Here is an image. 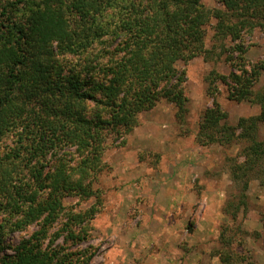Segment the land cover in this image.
<instances>
[{
	"label": "trees",
	"instance_id": "1",
	"mask_svg": "<svg viewBox=\"0 0 264 264\" xmlns=\"http://www.w3.org/2000/svg\"><path fill=\"white\" fill-rule=\"evenodd\" d=\"M218 1L223 10L205 8L199 0H0V140L16 129L19 144L26 142L30 155L24 165L28 182L11 190L7 186L5 193L18 218L11 224L14 229L39 226L8 254L9 247L2 245L5 226L0 224V264H89L95 251L73 252L71 247L85 240L79 225L96 211L90 207L82 213L66 212L60 228L50 233L64 212L63 200L94 195L84 175L96 168L109 132L127 135L136 115L160 99L173 104L183 118L189 99L182 89L184 72L176 69V62L219 58L230 51L224 47L227 39L240 42L229 52L230 72L224 76L211 71L208 87L219 81L227 87L229 100L256 104L260 114L230 127L227 113L214 104L203 113L198 135L203 144L244 139L243 190L248 172H264V143L247 132L264 122V85L254 90L264 60L246 66L241 36L257 26L264 30V0ZM211 19L215 43L207 50ZM90 47L91 54L86 52ZM69 55L84 56L80 69L63 70L57 58ZM52 101L63 102V109ZM87 102H94L91 114L80 116V105ZM238 128L244 131L235 137ZM64 148L75 149V164L67 165ZM50 152L56 157L52 170L32 167L40 154ZM226 232L222 229L219 237L228 243ZM217 255L227 264L228 257Z\"/></svg>",
	"mask_w": 264,
	"mask_h": 264
},
{
	"label": "rangeland",
	"instance_id": "2",
	"mask_svg": "<svg viewBox=\"0 0 264 264\" xmlns=\"http://www.w3.org/2000/svg\"><path fill=\"white\" fill-rule=\"evenodd\" d=\"M199 2L205 8L223 10L218 0H199ZM214 24L215 20L211 19L210 26L206 27L205 49L207 50L215 43L211 41ZM241 36L246 66L264 60V30L257 26L251 34L248 30H243ZM239 43V41L231 43L227 39L224 41V47L231 53L234 46ZM218 46L219 43L214 46L215 53L219 52ZM93 49L90 47L86 52L91 54ZM229 52H224L219 58L215 56L203 59L200 56L187 63L176 62V69L184 72L185 82L182 89L189 99L183 118L178 117L173 104L160 99L153 107L136 115V122L127 135L122 134L117 137L109 132L104 137L105 142L100 146L102 149H99L100 160L96 168L84 175V183L90 182L94 195L85 200L75 197L65 198L64 212L60 214L50 233L60 228L65 219L64 213H82L94 207L96 212L93 218L79 225V230L86 232L85 240L71 247L73 252L95 251L89 264L177 262L179 252L174 253V246H181L185 236L189 234L194 237V241H197L195 239L197 235L200 236L205 232V229L200 228L203 224L201 218L198 214L195 216L202 208L200 204L184 207L185 212H192L188 214L191 215L189 220L182 221L178 217V221L175 222L174 217H166L167 213H177V206L164 205V202L161 203L162 199L158 202L155 200L160 193L159 186L171 182L176 177L171 172L174 163L171 155L174 153L172 151L179 150V147L180 180L190 181L200 199L201 193L208 194V206H204L208 214L213 215V211H220L222 215H219L221 218H218L219 220L214 224L213 232L208 228V233L210 235L214 233L215 236L208 237L206 242L205 240L196 242V246L193 247L195 253L190 255L193 262L201 255L202 258L197 260L198 264H213L214 257L219 264H223L217 255L221 254L223 258L228 257L227 264H264V185L261 186L259 181L262 175L264 177V172H248L247 188L243 190L245 187L242 178L245 161L243 149L248 145L244 139L233 138L224 145L203 144L204 138L198 135L203 113L207 109H212L214 104L222 112L227 113L226 124L230 127H235L239 119L260 114V107L256 104L229 100L227 87L219 81L208 87L206 78L211 71L216 75L229 74L231 68L228 61L232 55ZM233 53L234 57H238L236 52ZM57 59L63 65V70L68 72L73 68L80 69L84 56L69 55ZM263 85L264 73L254 86V90ZM50 103L58 109H63L61 101ZM93 106L94 102L80 105L78 114L89 117ZM243 131L244 129L240 128L235 130V137ZM247 132L250 135L255 134L256 140L264 143V122L254 128L248 127ZM18 133L13 129L0 140V203L2 205L0 224L5 226L2 245L9 247L8 254H13L10 247H15L39 228L36 223L20 230L12 226L18 218L13 215L14 210L7 203L5 191L7 186L10 190L12 187H22L25 181L28 182L30 175L28 169L24 167L30 155L26 154L28 152L25 148L26 142L19 144ZM12 150L17 153L16 156L11 153ZM62 151L67 153L64 159L67 160V165L75 164L74 160H77L75 149L64 148ZM35 160L32 162V167L35 165L44 171L52 170L56 163V157L52 152L40 154ZM189 164L194 168H188ZM200 164L204 166L203 169H200L202 167ZM182 217H185V214ZM213 217L216 218L218 215L214 214ZM197 225L200 226L195 229ZM179 227L185 231V236L175 232L174 229ZM74 228L77 229L75 226ZM225 228L227 230L225 237H230L231 241L228 243L219 237L220 232ZM194 229L197 230V235L193 234ZM57 241V244L61 245V239ZM47 242L48 239L44 245ZM200 243L203 245L208 243L207 252ZM167 253L170 256H167Z\"/></svg>",
	"mask_w": 264,
	"mask_h": 264
},
{
	"label": "crops",
	"instance_id": "3",
	"mask_svg": "<svg viewBox=\"0 0 264 264\" xmlns=\"http://www.w3.org/2000/svg\"><path fill=\"white\" fill-rule=\"evenodd\" d=\"M178 149L180 150V148L178 147ZM179 150L175 151L173 150L172 152H174L171 155V159L174 161V163H172V167H171V172L172 175L176 176L175 178H173V180L171 182H167L166 184H162L159 186V191L160 193L157 194L155 200H157L156 202H158L159 200L162 199L161 203L164 202L165 204H168L171 206L175 205L177 206V213L175 214H170L167 213V217L172 216L174 217V221L177 222L178 221V217L180 219H182V221H184V219L189 220V217L191 215V213L185 212L183 209L184 207H186L187 205H198L200 204L202 206V208L199 209V212L195 214V216H199V218H201L203 224L202 226L197 225L195 227V229L200 228L201 229H205V232H203L202 234H200V236H198L196 234L197 230L195 231L194 229V233L197 235V241H194V237L191 236L189 234V236H185L184 233L185 231L179 227L178 229H174L176 233H182L185 236V241L184 243L181 244V246H174V253L179 252L177 257V262H171V264H198L197 260L198 258L201 259L202 256L199 255L198 258H196V261L193 262L192 257L190 256L191 254L195 253V251L193 250V247L196 246V242H201V240H205L204 242H206L208 240V237H213L215 236L214 233H212V235H210L208 233V228L210 230V232H213V226L214 224L221 218H219L220 211H213V215L216 214V216L218 215V217H213V215L208 214V212L206 210H204V206H208V194H203L201 193V199L200 197L197 196V194L194 192L193 190V185L191 184L190 181H181L179 178V174H180V165H181V159H180V155H179ZM199 155V154H198ZM197 155V156H198ZM176 160V161H175ZM134 162V160H132ZM140 165V164H139ZM202 167H200V169H203L204 166L202 164H200ZM193 165H188V168H194ZM208 169V167H205ZM175 170H177V173H175ZM219 188V187H218ZM164 198V199H163ZM200 199V200H199ZM213 204V203H212ZM217 205H219V203H217ZM183 214H185V217H182ZM222 216V215H221ZM219 218V219H218ZM183 240V239H182ZM201 246L204 247V251L207 252L208 251V243L206 244H202L200 243ZM188 255V256H187ZM167 256H170L169 253H167ZM189 257V258H188ZM208 258V256H207ZM216 260V262H215ZM212 262L213 264H219V262L217 261V258H212ZM167 264V263H166ZM208 264V263H206Z\"/></svg>",
	"mask_w": 264,
	"mask_h": 264
}]
</instances>
